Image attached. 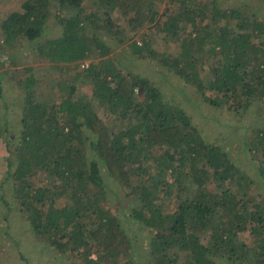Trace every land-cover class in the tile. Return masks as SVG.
<instances>
[{"label":"trees","instance_id":"16d2710c","mask_svg":"<svg viewBox=\"0 0 264 264\" xmlns=\"http://www.w3.org/2000/svg\"><path fill=\"white\" fill-rule=\"evenodd\" d=\"M168 1L161 10L162 0H24L0 20V144L9 153L0 242L11 236L22 264L47 255L74 264H264V15L217 0ZM157 33L178 51L159 53ZM25 53L65 75L39 73ZM134 55L212 108L238 119L252 109L260 120L239 124L230 144L207 139L172 92L127 65ZM79 85L90 99L74 96ZM13 88L21 95L10 100ZM14 207L40 248H18ZM140 226L137 249L131 232Z\"/></svg>","mask_w":264,"mask_h":264},{"label":"rangeland","instance_id":"374dc122","mask_svg":"<svg viewBox=\"0 0 264 264\" xmlns=\"http://www.w3.org/2000/svg\"><path fill=\"white\" fill-rule=\"evenodd\" d=\"M24 0H0V20L6 17V15L15 9H19L22 2ZM220 3V6L225 7V6H230V7H246L250 11L257 12L259 14L264 15V0H217ZM173 3L169 2L168 0H162L160 8L161 10L164 8L168 7H173ZM111 17L112 20H114L116 23H120L122 21L121 15H119L118 10H112L111 11ZM150 24L145 25L141 30H146L147 26ZM54 29V28H53ZM128 37H131L132 40L135 39L138 36V32L136 33H128ZM163 34L162 33H157L153 38H152V46L159 52V53H168L172 54L178 51L179 46L176 41L172 40H163L162 39ZM0 40H1V35H0ZM128 42V41H127ZM126 42V43H127ZM125 43V44H126ZM125 48L123 47V50ZM126 50L124 51V53ZM132 56V54H128ZM137 56V55H136ZM135 57V61L128 63L132 69L134 70H139L143 74L148 75L151 77V80H155L157 82H161L163 84L162 90L165 93L172 92V99L170 101L172 104H178L179 106H182L185 111L191 116V119L193 122L198 124L202 130L203 134L207 136V139H214L216 136L220 135L225 136V139H222L221 137L219 138V142L221 143H231L233 141L239 140L240 135L242 132H244V129L240 128L238 125L243 124V125H248L252 123H256L260 120V116L256 114L252 109L250 110V113L247 115H244L245 119H238L236 118L233 114H230L226 112L225 110H219L216 108H212L211 106L205 104L201 97L199 96L198 93H193L191 92V89L184 85L183 83L179 82L175 77H171L169 72H160L159 70H162L159 65L152 60H148V58H143V57ZM25 57H27V60L29 63H31L33 66H35L36 71L41 73L39 71V68L44 71L45 75L48 76H53L55 79H59L58 77V72L62 71L60 67L53 68L52 66H47V64L51 65L47 60L45 59H37L35 57H32L28 55V53H25ZM89 62V60H88ZM205 65H209L211 62V56L206 57L204 60ZM55 69V70H54ZM56 71V72H55ZM62 73V74H61ZM60 74L65 75V73L62 71ZM74 70H68L67 74L73 75ZM76 73V72H75ZM165 75V76H163ZM70 76L67 77L68 83L75 82ZM163 77H167V80H163ZM6 85V84H4ZM179 88H183L180 90ZM18 90L13 88L9 91H6L5 94L10 98L15 97L18 98ZM60 94V91H56V97ZM74 96L78 98H83L84 100L90 99V87L84 86V85H79L77 89L74 92ZM21 95V94H20ZM187 95V96H186ZM188 97L189 99L185 98ZM17 101V100H16ZM193 102V103H192ZM262 114L264 115V104L262 105ZM100 115H105V111L103 108H100L99 110ZM108 117V116H106ZM241 120V121H240ZM108 124H114L115 122L111 120V118L107 121ZM251 128V127H250ZM222 133H219V132ZM249 133V132H248ZM10 140V139H9ZM10 147V146H8ZM11 148V147H10ZM8 149L2 142L0 144V181L3 180L4 176L7 174V155H8ZM242 153H239L238 151H235V156L236 159H240ZM248 155H246L244 158H247ZM38 177L39 179L43 178L46 179L45 174H40ZM37 180V182H41V180ZM7 183H10V180L7 179ZM18 207H14L11 211V214L14 215V217L11 219V228L10 232L13 234L15 237L19 238V244L18 248L21 249L23 253L30 252L36 248H40V242L35 240L32 237L31 231L30 230H24L22 229L24 225V220L23 218H20L18 216ZM0 223L4 222L0 219ZM140 229L132 230V236L133 239L135 240V247L137 249H140V245H143L145 243L144 237L141 238V236H144L147 232L144 231L146 230L144 227L140 226ZM140 231V232H139ZM243 238H246L244 236ZM13 245L11 236H6L5 239L1 240L0 242V264H22L23 261L19 258L17 254V246L16 242ZM39 252H36L33 254L37 258V255ZM47 258L49 259H37L39 264H74L72 261H67V263H60L61 261L54 260L52 258V255H47Z\"/></svg>","mask_w":264,"mask_h":264},{"label":"built area","instance_id":"2783aa9c","mask_svg":"<svg viewBox=\"0 0 264 264\" xmlns=\"http://www.w3.org/2000/svg\"><path fill=\"white\" fill-rule=\"evenodd\" d=\"M87 64V63H86Z\"/></svg>","mask_w":264,"mask_h":264}]
</instances>
